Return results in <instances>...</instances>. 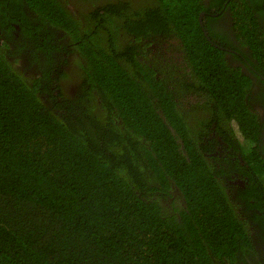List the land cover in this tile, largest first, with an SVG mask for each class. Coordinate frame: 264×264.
I'll return each mask as SVG.
<instances>
[{
    "label": "trees",
    "instance_id": "1",
    "mask_svg": "<svg viewBox=\"0 0 264 264\" xmlns=\"http://www.w3.org/2000/svg\"><path fill=\"white\" fill-rule=\"evenodd\" d=\"M20 1L0 9L23 37L0 48V264L249 260L236 200L256 207L261 194L232 198L196 135L209 110L246 142L259 124L198 0H23L44 25Z\"/></svg>",
    "mask_w": 264,
    "mask_h": 264
},
{
    "label": "flooded vegetation",
    "instance_id": "2",
    "mask_svg": "<svg viewBox=\"0 0 264 264\" xmlns=\"http://www.w3.org/2000/svg\"><path fill=\"white\" fill-rule=\"evenodd\" d=\"M10 1L12 0H0V9ZM259 1L264 3V0ZM198 2L201 7L199 14L203 12L202 24L207 25L210 22L209 31L211 30L213 34L216 33L215 40L213 38L210 43L220 49V53H223L222 60L225 66L232 70H238L248 81L249 88L246 91V103L250 111L256 115L259 129L257 132L258 141L246 142L243 140L242 130L234 122L235 119L228 120L226 117V121L220 119L218 122L216 110L212 112L209 110L207 119L204 121L206 133L197 134L196 142L213 170V176L217 177V173H220L218 178L225 181L226 191L231 194L232 198L237 199L246 189H255V195L257 196L260 192V206L249 208L247 204H244L243 199L238 198L236 201L239 202L237 211L240 218L248 222V230H250L253 245V248H249L251 253L246 255L249 260L244 262L245 264H264V186L261 182V177L264 178V55L261 53L264 47L261 49L251 48L245 40L236 35L237 29H243V38L253 37L258 42L264 41V13L258 10L253 0H198ZM245 2L248 6L253 5L252 17H248V13L244 12ZM20 7L27 19L33 24L44 25L37 18L39 15L30 9L25 1H20ZM2 17L4 18L3 14L0 13V19ZM5 20L7 23L5 28L10 25L11 27L5 30L0 22V48L5 47V43L15 47L10 37L23 38L21 36L22 28L19 22ZM2 41L5 43H2ZM151 49L147 48V51L149 52ZM146 53L144 52V54ZM57 55V52L53 54L56 60ZM77 56L78 54L75 52L73 57ZM241 91H243V87H241ZM68 92L69 95H74L75 85L70 89L68 88ZM210 104L213 105L212 102ZM233 122L239 129V136L232 127ZM250 153L259 155L258 159L261 161L255 159L254 156L251 157L250 163L255 172H253L250 163L247 161L249 159L247 156ZM255 198L251 196L248 201L255 204L257 203ZM257 215L259 218L256 217Z\"/></svg>",
    "mask_w": 264,
    "mask_h": 264
},
{
    "label": "rangeland",
    "instance_id": "3",
    "mask_svg": "<svg viewBox=\"0 0 264 264\" xmlns=\"http://www.w3.org/2000/svg\"><path fill=\"white\" fill-rule=\"evenodd\" d=\"M71 73V72H70ZM76 81L74 80V78H73V76L70 74V76L68 77V79L64 82L65 83V86H67V88H71V87H73V85H75L74 83H75ZM236 124H237V122L236 121H234ZM232 123V127H233V129L234 130H236L235 131V133L239 136V129H238V127H236V125H235V123ZM239 126V125H238ZM240 128V127H239ZM238 129V130H237ZM241 129V128H240ZM243 132V131H242ZM240 139H241V137H239ZM243 140H245L244 139V137H243ZM262 178V184H263V186H264V178H263V176L261 177Z\"/></svg>",
    "mask_w": 264,
    "mask_h": 264
},
{
    "label": "water",
    "instance_id": "4",
    "mask_svg": "<svg viewBox=\"0 0 264 264\" xmlns=\"http://www.w3.org/2000/svg\"><path fill=\"white\" fill-rule=\"evenodd\" d=\"M203 12H201L198 16L199 18V24L202 26L203 20H202Z\"/></svg>",
    "mask_w": 264,
    "mask_h": 264
},
{
    "label": "clouds",
    "instance_id": "5",
    "mask_svg": "<svg viewBox=\"0 0 264 264\" xmlns=\"http://www.w3.org/2000/svg\"><path fill=\"white\" fill-rule=\"evenodd\" d=\"M202 26H203V24H202Z\"/></svg>",
    "mask_w": 264,
    "mask_h": 264
}]
</instances>
